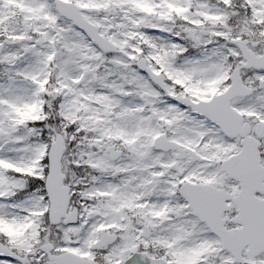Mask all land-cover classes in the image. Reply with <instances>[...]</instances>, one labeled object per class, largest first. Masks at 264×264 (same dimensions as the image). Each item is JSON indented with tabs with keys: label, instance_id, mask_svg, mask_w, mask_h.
<instances>
[{
	"label": "snow or ice",
	"instance_id": "6c2138e0",
	"mask_svg": "<svg viewBox=\"0 0 264 264\" xmlns=\"http://www.w3.org/2000/svg\"><path fill=\"white\" fill-rule=\"evenodd\" d=\"M0 264H264V0H0Z\"/></svg>",
	"mask_w": 264,
	"mask_h": 264
}]
</instances>
